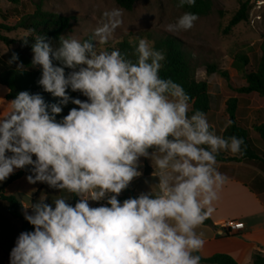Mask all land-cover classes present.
Segmentation results:
<instances>
[{"label": "clouds", "instance_id": "obj_1", "mask_svg": "<svg viewBox=\"0 0 264 264\" xmlns=\"http://www.w3.org/2000/svg\"><path fill=\"white\" fill-rule=\"evenodd\" d=\"M195 3L179 0L177 6ZM122 16L119 8L104 11L85 40L61 35L54 46L36 35L31 64L41 72L37 84L57 102L25 90L0 108V183L26 170L29 184L58 193L51 203L43 196L22 205L33 230L18 235L9 264H201L197 253L205 240L197 229L229 179L218 170L217 156L244 155V140L217 135L203 111L189 115L191 97L161 77L165 55L146 39L134 46L135 61L118 49L98 51ZM197 20L185 12L165 30L187 31ZM18 59L13 52L8 63ZM69 103L75 107L57 120ZM142 158L152 161L158 183L121 201L143 176Z\"/></svg>", "mask_w": 264, "mask_h": 264}, {"label": "rangeland", "instance_id": "obj_2", "mask_svg": "<svg viewBox=\"0 0 264 264\" xmlns=\"http://www.w3.org/2000/svg\"><path fill=\"white\" fill-rule=\"evenodd\" d=\"M38 1L42 3V9L45 11L62 16H73L75 20L71 28L64 32V35L74 36L80 40L92 36V32L104 11L113 8L121 9L123 13L122 25L116 29L107 44L97 45L98 51L106 50L124 38L131 39L143 31L171 35L181 41L192 53L198 64L195 72L196 79L205 81L208 84V92L213 101V108L207 115V119L212 126V130L217 135H221L228 119L226 102L229 99H236L235 119L247 131L252 149L259 155H264V142L260 139L258 131V129H264V96L256 93L243 94L237 92V89L245 86V78L243 72L236 71L232 66L234 56L242 52L247 55L249 60L246 70H254L256 67L260 55L258 46L264 38V0H212V9L208 15L199 16L190 30L175 34L165 30L167 24L174 23L179 16L185 13L177 6L175 0H136L130 11L118 7L115 0ZM244 2L249 3L247 20L224 32L233 13ZM33 8L32 0H19V3L15 5L7 0H0V22L6 20L8 23H13L20 15L31 12ZM3 34L10 38L27 35L22 30ZM15 47L16 45L6 47L0 43V57L8 49H14ZM206 64L215 65L218 70L225 71L227 79H224L218 73L206 74L204 68ZM219 154L230 160L237 157V154L233 155L225 151ZM148 162L152 166V161L148 160ZM156 183H158V180L153 176H144L129 188L134 191L144 189V192H148ZM4 187L0 183L2 192L4 191L5 194L13 195L18 199L22 214V204L28 205L31 201L35 202L43 196H47V202L51 203V200L55 199L58 194L46 184H29L26 176ZM60 195L69 196L71 194L61 193ZM123 195L124 193L119 199ZM69 202L72 203V200ZM93 206L98 205L93 203ZM13 221L11 218H6L5 203L0 201V245L3 248L4 245L1 243L4 239L3 236L11 232L12 223L15 222ZM15 240L14 235L11 242H3L11 247L15 244ZM0 257L4 259L2 254H0Z\"/></svg>", "mask_w": 264, "mask_h": 264}, {"label": "trees", "instance_id": "obj_3", "mask_svg": "<svg viewBox=\"0 0 264 264\" xmlns=\"http://www.w3.org/2000/svg\"><path fill=\"white\" fill-rule=\"evenodd\" d=\"M7 1L13 5L19 3V0ZM115 2L118 7L130 11L136 0H115ZM178 2L179 0H175L177 5ZM32 5L34 8L31 12L20 15L13 23H8L6 20L0 22V43L6 47L16 45L14 49L8 50L0 57V97H3V99L8 102L13 99L18 92L26 90L30 93H41L46 102L56 103V98L50 93L44 92L37 84L41 72L38 67H34L31 64V45L35 43L34 37L36 35H44L51 40L54 46L57 45L59 36L64 35V32L71 28L75 18L73 16H62L53 12L45 11L42 9V3L38 0H32ZM181 9L184 12L194 13L198 17L206 16L212 9V0H196L195 6L189 7L185 5ZM248 10L249 3H242L238 10L233 13L224 32L229 31L240 22L246 21ZM17 30H22L26 32L27 35L18 38H10L3 34H9ZM24 38L28 39L27 45L23 44L22 39ZM88 38L90 37H85L83 40ZM141 38L152 42L151 45L156 50L164 53L165 60L162 61L163 66L160 75L162 78H171L176 83L180 84L185 92L191 97L189 115L195 110H200L207 116L213 108V101L208 92V84L205 81H198L196 79L195 72L198 68V64L193 58L192 53H190L186 46L175 37L167 34H154L151 31H143L131 39H122L120 42L112 47H108L106 50L112 51L113 49H118L122 54L126 55L127 58L135 61L136 57L133 55L134 46ZM258 49L260 55L254 70H246L249 60L247 55L242 52L236 54L232 60L233 69L244 73L245 86L237 89V92L239 93H256L260 96H264V38H262L259 43ZM13 52L18 55L19 59L10 65L8 61ZM21 62L24 66L22 70L17 68V64ZM204 68L206 74L218 73L221 77L227 79V73L218 70L215 65L206 64L204 65ZM69 94L75 98H80L82 100L86 99L78 92H71V90H69ZM236 102V99H229L226 102L227 122L231 120L233 123L223 128L221 136H224L225 138L230 136L243 138L244 145H242L241 148L244 151V155L237 154V157L229 160L242 162L264 171V155H259L254 149H252L247 131L242 128L235 119ZM72 107H75V105L71 103L64 106L62 113L57 116V120H60L63 116L67 115ZM258 131L260 133V139L264 142V129H258ZM224 160L225 158L221 154L217 156V161ZM142 171L143 176H148L151 173V170L146 163H144ZM26 175V170H16L15 173L5 182H2V186L4 187ZM1 189L2 188H0V201L5 203L6 218H11L15 221L12 223L11 232H8L3 236L4 239L1 243H3L4 248L0 245V254L3 255L4 260L9 264L10 251L15 244L10 247L8 246L9 244L4 243L3 241H8L9 243L12 241L14 235L16 239L21 232L32 231L33 228L24 219V216L20 211L21 206L18 199L13 195H4ZM123 193L124 195L121 197V201L128 197L137 196L134 195L131 189H127ZM75 199L76 198L72 199L73 204L75 203ZM201 262L209 264H237L231 257L224 254H216L207 259H201ZM252 264H264V256L257 253L254 254Z\"/></svg>", "mask_w": 264, "mask_h": 264}, {"label": "crops", "instance_id": "obj_4", "mask_svg": "<svg viewBox=\"0 0 264 264\" xmlns=\"http://www.w3.org/2000/svg\"><path fill=\"white\" fill-rule=\"evenodd\" d=\"M6 107L7 102L0 97V108ZM142 162L143 166L144 163L149 166L151 173L148 176L151 177L154 169L147 159L142 158ZM217 168L229 179L218 191L219 198L212 205V214L197 229L205 240L204 247L197 254L202 259L224 254L237 264H252L254 254L264 256V172L227 158L217 161ZM140 178L135 179L130 187ZM131 190L137 196L144 192V189ZM3 194L7 195L4 191ZM229 221L242 222L243 228L226 234L224 224ZM0 261V264H8L1 257Z\"/></svg>", "mask_w": 264, "mask_h": 264}, {"label": "built area", "instance_id": "obj_5", "mask_svg": "<svg viewBox=\"0 0 264 264\" xmlns=\"http://www.w3.org/2000/svg\"><path fill=\"white\" fill-rule=\"evenodd\" d=\"M243 228V223L239 221H229L224 224L226 234H232Z\"/></svg>", "mask_w": 264, "mask_h": 264}]
</instances>
